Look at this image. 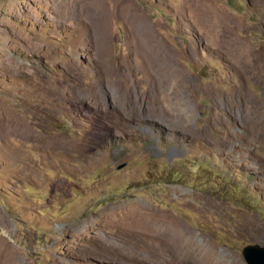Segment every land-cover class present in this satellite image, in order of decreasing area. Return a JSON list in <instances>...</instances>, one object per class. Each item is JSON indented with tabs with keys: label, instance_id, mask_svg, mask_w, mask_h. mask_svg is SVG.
I'll use <instances>...</instances> for the list:
<instances>
[{
	"label": "rangeland",
	"instance_id": "rangeland-1",
	"mask_svg": "<svg viewBox=\"0 0 264 264\" xmlns=\"http://www.w3.org/2000/svg\"><path fill=\"white\" fill-rule=\"evenodd\" d=\"M135 202L181 225L143 229ZM248 244L264 0H0V264H248Z\"/></svg>",
	"mask_w": 264,
	"mask_h": 264
},
{
	"label": "bare ground",
	"instance_id": "bare-ground-1",
	"mask_svg": "<svg viewBox=\"0 0 264 264\" xmlns=\"http://www.w3.org/2000/svg\"><path fill=\"white\" fill-rule=\"evenodd\" d=\"M246 60V59H245ZM251 60V59H250ZM249 60V61H250ZM247 62V61H246ZM248 63V62H247ZM251 63V62H250ZM249 63V64H250ZM251 66V65H250ZM249 67V66H248ZM162 79V78H161ZM160 79V81H161ZM168 81V80H167ZM169 82V81H168ZM167 82V83H168ZM171 83V82H170ZM173 84V83H172ZM171 84V85H172ZM170 86V85H169ZM163 87H161L162 89ZM168 88V87H167ZM170 88V87H169ZM169 90V89H168ZM179 90H175L173 88V86H171L170 88V94L168 91L169 96L165 97L166 100H170L171 103H173L172 105L174 106L175 104H184L185 99H183L181 97V95H179ZM166 94V93H165ZM164 98V97H163ZM187 102H185L186 104ZM127 212H128V218L134 222H137V224L141 227V228H146L150 230V228H152V226L155 223L158 222H164V223H169L172 224L174 226H180L181 222L177 221L173 218V216L164 210H161L155 206H152L150 204H146V203H139V202H135L134 204L132 203V205L130 204V206H127ZM182 227V226H181ZM180 228V227H179ZM212 249V248H211ZM204 250V248H203ZM213 251V250H212Z\"/></svg>",
	"mask_w": 264,
	"mask_h": 264
},
{
	"label": "water",
	"instance_id": "water-1",
	"mask_svg": "<svg viewBox=\"0 0 264 264\" xmlns=\"http://www.w3.org/2000/svg\"><path fill=\"white\" fill-rule=\"evenodd\" d=\"M243 255L248 264H264V245L248 244L243 248Z\"/></svg>",
	"mask_w": 264,
	"mask_h": 264
}]
</instances>
